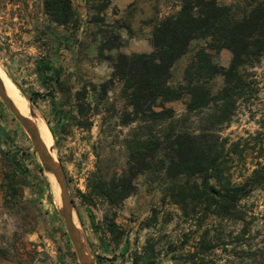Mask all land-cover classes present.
Listing matches in <instances>:
<instances>
[{"label": "rangeland", "instance_id": "1", "mask_svg": "<svg viewBox=\"0 0 264 264\" xmlns=\"http://www.w3.org/2000/svg\"><path fill=\"white\" fill-rule=\"evenodd\" d=\"M27 1L0 0V66L18 86L12 84L16 94L22 93L26 98L30 117L36 119L34 122L53 144L74 200L75 222L95 264H131L134 252L142 249L151 234L161 237L165 249L169 241L179 245L187 232L181 223L180 210L163 202L162 185L150 174L140 175L136 180L137 191L115 208L109 207L102 197L96 198L93 206L81 196L89 191L91 174L97 169L103 170L106 179L124 169L126 154L121 140L131 130V126L116 125L117 111L125 106L122 84L115 83L98 105L95 94L98 85L111 75L101 49L105 55L110 54L112 45L129 41L127 36L123 38L127 41L121 40L120 30L108 33L111 43L106 40L99 44L97 37L106 35L104 25H118L120 29L130 25L127 34L123 29L125 35L144 34L140 22L145 21L141 18L147 12L145 7L129 6L123 13L114 10L118 18H113L111 24L106 22L107 7L101 10L99 0H89L86 22L92 25L87 28L80 22L78 0H73L80 25L63 28L51 25L45 10L47 20L43 25H23L26 14L22 5ZM33 1L37 6L38 1ZM239 1L242 0H220L223 4ZM177 8L175 0H153L148 11H153L150 17L156 13L166 16L178 11ZM205 43L206 39H195L189 51L176 62L172 70L174 84L183 82L187 65ZM213 54L218 64L229 66L232 59L229 49ZM255 71L257 96L240 106L223 132L232 140H251L248 160L234 168L236 181H242L253 168L257 142L262 141L264 147V57ZM223 83V77L217 76L212 81L213 89L217 91ZM86 86L87 99L96 111L91 116V128L83 124L88 115H80L76 107V93ZM167 105L181 115L186 109V99ZM245 201L256 217V227L264 235V185L257 187ZM61 208L60 188L57 194L30 134L0 96V264H81ZM154 214L158 218L156 225L148 227ZM112 222L116 223L115 232L111 231ZM162 263L170 264L164 256L159 264Z\"/></svg>", "mask_w": 264, "mask_h": 264}, {"label": "trees", "instance_id": "2", "mask_svg": "<svg viewBox=\"0 0 264 264\" xmlns=\"http://www.w3.org/2000/svg\"><path fill=\"white\" fill-rule=\"evenodd\" d=\"M178 1L181 8L154 27L152 51L105 55L101 49L113 71L98 85L96 105L115 83L122 84L125 106L117 111L116 125L131 126V130L121 140L124 169L111 179L97 169L91 174L89 191L81 196L93 206L102 197L115 208L137 191L140 175L150 174L161 183L163 202L180 210L185 239L179 245L169 241L165 249L161 237L151 234L142 249L134 252L131 264H159L162 256L170 264H264V235L245 201L264 185L263 142H257L253 168L236 181L234 168L248 160L251 140H232L223 133L240 106L258 94L255 68L264 57V0ZM43 3L52 22L65 28L78 25L73 0ZM109 3L99 0V9ZM197 38L206 43L187 65L183 82L174 84L173 67ZM107 42L111 43L110 37ZM225 48L232 53L229 66L218 64L213 54ZM217 76L224 83L215 91L212 81ZM88 92L86 86L76 93V107L80 115H88L83 124L91 128L96 111ZM182 99L186 109L177 115L167 103ZM157 220L154 214L147 226L156 225ZM115 226L110 224L112 232Z\"/></svg>", "mask_w": 264, "mask_h": 264}, {"label": "crops", "instance_id": "3", "mask_svg": "<svg viewBox=\"0 0 264 264\" xmlns=\"http://www.w3.org/2000/svg\"><path fill=\"white\" fill-rule=\"evenodd\" d=\"M37 6L35 5L33 0H28L25 4L22 5L23 8V13L25 18H23L22 20V24L23 25H43V21L46 22V16L44 15V8H43V0H37ZM178 4V10L181 8L180 2L178 0H175ZM78 7L80 9V11L82 12L81 17H80V22L81 25H87L86 27L88 28L89 26H91L92 24L86 22V15L88 13L87 11V7L86 5L89 4V0H78ZM151 2H153V0H110L109 5L107 6V8L105 9V14H106V22H110L111 24H113L115 17L118 18V15L116 13H114V10H117L118 13H123L125 11L126 8H128L129 6H137L139 8L141 7H145L146 9V13L145 15H141V18H145V21H141L140 25H143V31H145L144 34H140V33H136L133 35H125V33L123 32V29H126V34L128 33V29L130 27V25H125L122 26L121 29L119 28L118 25H104L106 27V35H104L102 33V35H104L103 37H97V43L101 44L102 41H106L109 39V35L108 33L110 32H114V30H116L115 32H118L117 30H120L119 36L121 38V40H123V38H125V36H127V40L129 41L128 44H119V45H115L112 46L110 48V54L112 55H116L119 52H124L127 54H131L134 52H150L152 51L153 47L151 44V37H152V33L154 30V27L156 26V24L165 16L163 15V13H156L154 16H151V12L153 11H148V8H151ZM41 4V6H40ZM177 12V11H175ZM174 13V12H173ZM104 14V13H102ZM169 15V14H167ZM166 15V16H167ZM149 16V17H148ZM111 18V19H110ZM111 20V21H110ZM51 25H58L56 23L51 22ZM80 25V23H79ZM103 26V25H102ZM63 27V26H60ZM118 27V28H116ZM64 28V27H63ZM99 36V35H98ZM111 38V37H110ZM125 40V41H127ZM123 40V42H125ZM105 61H107L105 59ZM109 62V61H107ZM109 65V69H110V73L112 75V71L113 68L111 67V64L108 63ZM2 73L8 78V80L15 86H17L12 79L8 76V74L5 72V70L0 66ZM110 75V77H111ZM18 87V86H17ZM175 101H179V100H175ZM172 101V102H175ZM170 103V102H169Z\"/></svg>", "mask_w": 264, "mask_h": 264}, {"label": "water", "instance_id": "4", "mask_svg": "<svg viewBox=\"0 0 264 264\" xmlns=\"http://www.w3.org/2000/svg\"><path fill=\"white\" fill-rule=\"evenodd\" d=\"M0 96L3 99L4 103L11 110V112L26 128V130L28 131V133L32 138L34 147L38 152L44 167L46 168V170L52 173L57 180V184L61 192V200H62L61 212L81 264H95L93 257L86 249L82 233L75 222L74 200L72 198L68 186V181L60 161L53 156L51 150L42 140L33 120L29 116L23 114L18 109L16 104L13 102L11 97L8 95L1 78H0Z\"/></svg>", "mask_w": 264, "mask_h": 264}, {"label": "bare ground", "instance_id": "5", "mask_svg": "<svg viewBox=\"0 0 264 264\" xmlns=\"http://www.w3.org/2000/svg\"><path fill=\"white\" fill-rule=\"evenodd\" d=\"M0 78H1V80H2V82L4 84V86H5V89H6L7 93H8V95L11 97V99L16 104L18 109L23 114H25V115L30 117L29 105H28V102H27L26 98L24 97V95L22 93H19V92H17V94H16L12 83L2 73V71H0ZM30 118L33 120V122L34 121L36 122L35 118L34 119L32 117H30ZM35 126L37 127L42 140L48 146V148L51 150L53 156L57 157L56 153H55V149H53V144H52L51 140L47 137V135L45 134V132L43 131V129L40 126H38L36 123H35ZM50 177H51V180H52V182L54 184V187L56 189L57 194H59V187H58L57 180H56L55 176L52 173H50Z\"/></svg>", "mask_w": 264, "mask_h": 264}]
</instances>
